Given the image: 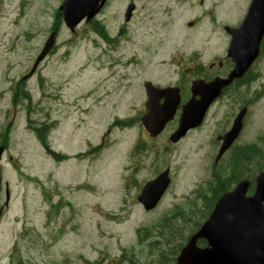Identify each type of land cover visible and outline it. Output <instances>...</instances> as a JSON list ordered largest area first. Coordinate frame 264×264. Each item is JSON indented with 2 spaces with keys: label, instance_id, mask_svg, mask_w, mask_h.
<instances>
[{
  "label": "rangeland",
  "instance_id": "374dc122",
  "mask_svg": "<svg viewBox=\"0 0 264 264\" xmlns=\"http://www.w3.org/2000/svg\"><path fill=\"white\" fill-rule=\"evenodd\" d=\"M64 1L0 0V146L8 148L0 163V264H166L175 246L157 238L159 224L178 209L192 218V211L207 210L217 137L231 126L230 102L214 105L202 127L180 143L168 140L175 125L150 142L137 120L139 92L147 79L174 82L175 67L141 64L140 77L132 67H120L121 77L111 79L100 50L91 46L97 37L87 23L71 32L59 16ZM128 1L110 0L105 15L113 22L112 34ZM252 1L210 0L203 10L213 9V19H197L200 9L183 10L178 22L197 19V27L179 33L154 29L156 41L165 35V46L187 54L196 47L205 59L207 49L217 45L221 55L228 42L223 27L243 21ZM166 7V0H157L152 9L163 12ZM133 27L135 37L137 24ZM139 27L141 41L144 28L152 27ZM54 31L55 47L28 76ZM259 71L235 147L255 144L264 151V59ZM127 73L130 80L123 79ZM156 73L164 79L154 78ZM109 128L103 150L79 157L99 146ZM138 143L143 152H135ZM229 160L230 153L224 164ZM167 168L172 184L161 203L146 211L138 196ZM191 200L196 208L189 207ZM190 226H184L186 231Z\"/></svg>",
  "mask_w": 264,
  "mask_h": 264
},
{
  "label": "water",
  "instance_id": "95a60500",
  "mask_svg": "<svg viewBox=\"0 0 264 264\" xmlns=\"http://www.w3.org/2000/svg\"><path fill=\"white\" fill-rule=\"evenodd\" d=\"M107 1L65 0L60 7V12L66 26L74 32L82 22L93 20ZM132 11L133 7H130L128 12ZM226 31L232 36L230 56L236 63V70L226 81L218 80L211 84L194 82L192 89L194 97L183 109L179 127L171 137L173 143H178L190 130L202 125L210 106L220 97L221 90L228 86L234 78L241 77L259 56L260 43L264 37V0H253L249 13L240 28L226 27ZM55 42L56 33H53L32 73ZM169 91L170 89L161 90L150 83L147 84L150 103L147 114L142 118V123L153 136L160 135L175 116L176 100L160 112H156L152 105L154 101H158ZM198 94L201 96L200 100L195 99ZM246 112L247 109L241 111L231 130L220 137L222 145L216 163L239 138ZM4 151L1 147L0 163ZM255 182L256 189L252 195L248 194L252 185V182L248 180L240 182L233 191L226 192L220 197L208 220L183 247L176 264H264V172L258 175ZM170 184V170L168 169L143 187L138 202L146 211L154 210ZM2 213L3 210L0 209V219ZM201 240L207 242L206 247L199 246Z\"/></svg>",
  "mask_w": 264,
  "mask_h": 264
},
{
  "label": "flooded vegetation",
  "instance_id": "af4514ba",
  "mask_svg": "<svg viewBox=\"0 0 264 264\" xmlns=\"http://www.w3.org/2000/svg\"><path fill=\"white\" fill-rule=\"evenodd\" d=\"M156 1L157 0H129L125 5L124 12L120 18V26L116 34H112L111 31H109L111 30L109 24L112 26L113 22L107 17V15H105V12L110 5V0L107 2L98 17L87 23L89 28L97 37L96 40L91 42V46H93L95 50H100L99 56L102 58V62L104 63L103 68L105 69V66H107L108 70L111 71V79L115 78V76L121 77L119 74L120 67L124 70H130L132 67V71L136 70V72H134L136 77H140L141 64L166 65L168 62L170 65L175 67L174 82L159 83L154 82L153 79H147L143 82L142 92H139L141 102L138 107V112L141 116H139L137 120L141 124L143 132L147 135L150 142L155 141L157 138L162 136L172 125H175V131L177 130L184 107L194 97L192 91L194 82H199L201 84H211L218 80L226 81L230 79L231 75L236 70V63L230 56L232 36L226 31V27L229 26L223 27L227 35L226 39L228 40L227 44L225 42L223 49L221 48L223 50V54L218 55L217 52L220 50V48H218L217 45L212 46L211 48L207 49L209 51L207 59L204 58L203 53H200L197 49H195L196 47L193 48V51L190 54H187L186 51H183L182 49H175L174 45H171L170 47H167V45L165 46V35L160 36V39L156 41L154 29H159V32H168L174 29L173 31L175 33H179L183 28L186 27L189 29H195L198 24V22H196L198 18L205 16L209 19H213L215 15V11L213 9L203 10L205 3H208L210 0H166L167 7L163 12H156L154 9H152V6L155 7ZM251 5L248 8L244 19H246ZM130 7H133V11L131 13L128 12ZM186 9L188 11L200 9L201 15L196 17L197 19L194 21H185V23H179L178 18L181 17L182 11ZM100 15H102L104 18H100ZM243 21L239 22L238 25L232 28H240ZM136 24L137 36L134 37L133 26ZM140 25L152 27L150 30H148V28H144L146 31L141 40L142 43L139 41V38L141 39V36L139 35V31L141 29V27H139ZM178 35H176V38ZM136 38L137 41L135 42ZM259 48L260 54L253 64L245 70L241 77L234 78L228 86H225L221 90L220 97L217 98L211 106L212 108L218 102L228 99L232 108L231 126L228 130L224 131L217 137V145L219 146V149L222 145V142H220L218 139H220L221 136L225 135L232 128L235 119L244 109H247V112L243 121V130L246 126L250 109L252 107L251 89L253 84L261 79L259 65L264 59V37ZM128 75V73L123 74V79L127 78L130 80ZM153 77L160 80L164 79L163 75L157 73L156 76L153 75ZM149 83L161 90L170 89L167 95H164L160 97L158 101L153 102L152 105L154 106V110L156 112L165 110L168 104H173L174 100L177 102L176 113L173 120L166 125L165 130L158 136H153L150 132H148L142 123V118L147 114L148 105L150 103L147 92V84ZM195 99L200 100L201 96L198 94L196 95ZM114 124H118V121ZM111 127L116 128L117 125H111ZM199 128L191 130L188 132V134L198 130ZM111 132L112 128H109L106 135L102 137V142L99 146L95 148L90 147L88 152L80 154L79 157L86 158L88 156H92L94 151L103 150L106 147V141ZM174 132L168 138L170 143L172 142L171 137ZM147 144V142L144 144V149L146 148ZM139 150L140 143H138V147H136L135 152H138ZM140 152H143V150H140ZM226 155L222 158V160H220L218 164L214 163L212 176L219 170V167L223 163Z\"/></svg>",
  "mask_w": 264,
  "mask_h": 264
},
{
  "label": "trees",
  "instance_id": "16d2710c",
  "mask_svg": "<svg viewBox=\"0 0 264 264\" xmlns=\"http://www.w3.org/2000/svg\"><path fill=\"white\" fill-rule=\"evenodd\" d=\"M61 16V15H59ZM40 139L44 146H47L46 138L43 134L42 129L37 130ZM230 160L228 164H221L219 170L215 172L212 176L211 181L209 182V187L212 193L211 198L205 199L207 202V210L205 212L197 211L191 212L192 215L196 217L192 218L185 215V212L179 213L180 209L176 210L177 214L168 216L164 218L159 224L161 226L162 234L157 238H164L166 239V246L170 247L174 245L170 251L171 255L168 257V262L166 264H173L177 262V258L183 248V246L187 243L188 239L195 234L204 221H206L211 214L214 206L216 205L218 199L227 191H230L233 186L238 184L242 180H251L254 183L255 178L264 171V151L261 150L257 145H247L245 147H235L230 152ZM61 159H66L60 157ZM225 165V166H224ZM254 191V184L250 191L253 193ZM202 194L199 193V197ZM206 198V197H204ZM194 200H191L188 205L189 207H195ZM202 215L200 216L199 215ZM195 221L193 225L190 226L192 221ZM180 222V223H177ZM188 224L189 229L184 228ZM159 225L157 228H159ZM177 225H179L177 227ZM141 233V232H140ZM149 234V233H148ZM147 234V235H148ZM146 235V236H147ZM149 237V235H148ZM142 239V238H141ZM161 244V243H160ZM200 246H205V241H200ZM159 246H163L162 244ZM166 249V247H165ZM167 260V259H166Z\"/></svg>",
  "mask_w": 264,
  "mask_h": 264
}]
</instances>
